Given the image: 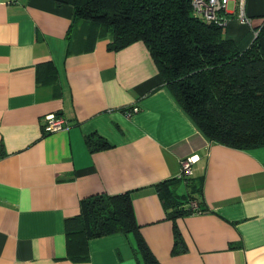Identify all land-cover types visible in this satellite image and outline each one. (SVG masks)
<instances>
[{
	"label": "crops",
	"instance_id": "obj_1",
	"mask_svg": "<svg viewBox=\"0 0 264 264\" xmlns=\"http://www.w3.org/2000/svg\"><path fill=\"white\" fill-rule=\"evenodd\" d=\"M244 9L251 25L238 22V0L225 14L224 36L240 50L264 21V0H244ZM72 16L51 0L0 1V264H139L133 239L121 233L89 239L88 261L66 255L65 223L81 200L129 191L159 263L264 264V146L207 139L142 41L110 51L106 37L65 55ZM49 114L67 127L46 133ZM90 134L111 146L90 152ZM190 156L207 210L176 219L186 251L174 254L173 225L153 185L176 177ZM176 193L194 192L182 182Z\"/></svg>",
	"mask_w": 264,
	"mask_h": 264
},
{
	"label": "trees",
	"instance_id": "obj_2",
	"mask_svg": "<svg viewBox=\"0 0 264 264\" xmlns=\"http://www.w3.org/2000/svg\"><path fill=\"white\" fill-rule=\"evenodd\" d=\"M51 1L73 11L65 55L92 51L106 37H111L110 51L142 41L168 91L207 139L243 150L264 146V21L250 46L240 50L225 38V26L194 16L191 0ZM43 65L54 80L52 63ZM84 140L90 152L111 146L94 134ZM182 182L194 193L178 195L176 187ZM153 189L173 225V253H183L186 246L176 219L193 213L191 201L200 212L207 210L199 201L201 180L174 177ZM132 198L129 191L81 200L79 215L65 223L67 257L88 261L89 239L121 233L133 239L135 252L141 253L139 264H161L139 232Z\"/></svg>",
	"mask_w": 264,
	"mask_h": 264
},
{
	"label": "built area",
	"instance_id": "obj_3",
	"mask_svg": "<svg viewBox=\"0 0 264 264\" xmlns=\"http://www.w3.org/2000/svg\"><path fill=\"white\" fill-rule=\"evenodd\" d=\"M1 1V0H0ZM236 0H191L193 6L194 16L201 18L207 22H215L222 26H227L228 19L225 17L227 14L228 6L230 2ZM239 12L237 15V20L242 25H251V20L246 16L244 9V0H238ZM131 113H135L138 109L132 108ZM45 127L46 133L55 132L67 127L66 122L61 116H56L54 114H49L45 116ZM194 157H185L181 160V168L177 178L184 179L192 175V164L194 163ZM189 206L193 213H201L196 201H191Z\"/></svg>",
	"mask_w": 264,
	"mask_h": 264
}]
</instances>
